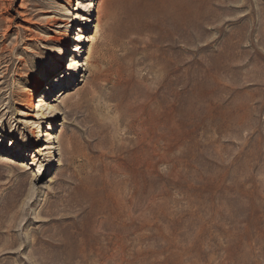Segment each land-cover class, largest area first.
Masks as SVG:
<instances>
[{
    "label": "rangeland",
    "instance_id": "1",
    "mask_svg": "<svg viewBox=\"0 0 264 264\" xmlns=\"http://www.w3.org/2000/svg\"><path fill=\"white\" fill-rule=\"evenodd\" d=\"M97 1L0 0V264H264V0Z\"/></svg>",
    "mask_w": 264,
    "mask_h": 264
},
{
    "label": "bare ground",
    "instance_id": "2",
    "mask_svg": "<svg viewBox=\"0 0 264 264\" xmlns=\"http://www.w3.org/2000/svg\"><path fill=\"white\" fill-rule=\"evenodd\" d=\"M101 9H102V3H101V0H98V1H97V8H96L97 20H98V19L100 18V16H101ZM76 18H77V14H74V17H72L71 20H74V19H76ZM96 27H97V25H96ZM70 35H71L70 33L66 32V34H64V39H63V40H61V39L59 40V43H58V50H59V51H60L61 49H63V47L68 46V44L70 43V41H71L72 39L74 40V37L72 38ZM92 39H93V37L91 36L90 38L87 39V41H88V42H91ZM55 58H56L57 62L60 63V62L62 61V54H61V53L57 54V55L55 56ZM39 72H40V71L37 70V69H35V70H31L30 73H29V78H30V80H31V81H35V80L37 79V75H39V74H38ZM32 107H33V106H32ZM59 110H60L59 108H56V109H55V111H56L57 114L60 113ZM55 138H56V140H55V142H56V146H55L54 149L60 151V145H61V143H60V141L58 140L57 136H55ZM58 156H59V159H60V157H62V156H61V152H58Z\"/></svg>",
    "mask_w": 264,
    "mask_h": 264
}]
</instances>
